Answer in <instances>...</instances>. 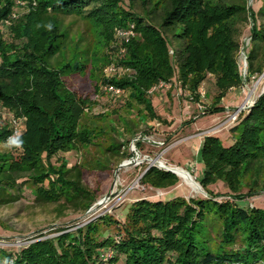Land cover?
Instances as JSON below:
<instances>
[{
  "label": "trees",
  "instance_id": "trees-1",
  "mask_svg": "<svg viewBox=\"0 0 264 264\" xmlns=\"http://www.w3.org/2000/svg\"><path fill=\"white\" fill-rule=\"evenodd\" d=\"M261 1L256 10L249 0H29L27 11L4 34L2 24L17 0H0V102L20 119L25 140L22 152L0 151V204H10L28 191L41 205H71L85 213L97 200L96 191L83 183L81 165L68 167L65 158L54 162L61 152L89 150L97 144L100 132L86 122L95 101L86 88H75L78 75L90 72L97 92L99 83L121 88L122 95H128L123 104L134 116L124 120V129L116 130L107 147L99 149L103 159L95 163L102 170H109L116 159L134 156L122 149L130 141L125 131L135 138L141 124L163 120L155 110L156 93H150L161 81L177 78L198 101L202 85L213 75V102L203 114L225 111V95L245 83L237 56L248 22V72L264 67ZM66 17L93 23L105 46L119 35L117 47L110 55H91L81 41L71 38ZM48 22L54 25L51 32L43 27ZM125 32H133L128 41L120 35ZM64 47L69 54L57 65L53 56ZM112 65L125 73L106 78L103 69ZM97 118L105 114L98 113ZM231 131L235 142L230 146L215 134L206 135L201 144L205 170L200 183L208 197L141 198L133 202L125 220L105 215L76 230L58 228L56 236L40 233L18 251L0 247V260L264 264V208L249 201L264 191V91ZM11 132L9 121L0 117V144ZM135 144L140 149L142 141ZM178 180L175 173L156 166L141 178L143 184L157 188ZM218 182L228 188V199H218L221 194L211 189Z\"/></svg>",
  "mask_w": 264,
  "mask_h": 264
},
{
  "label": "rangeland",
  "instance_id": "rangeland-1",
  "mask_svg": "<svg viewBox=\"0 0 264 264\" xmlns=\"http://www.w3.org/2000/svg\"><path fill=\"white\" fill-rule=\"evenodd\" d=\"M249 4L258 10L262 1L249 0ZM64 20L65 27H70L71 38L81 41L82 46L91 55H110L113 48L117 47L119 35H115L116 40L105 46L98 28L93 23L78 20L76 17H66ZM250 28L251 22L243 26L240 35L241 47L237 56L245 83L241 88L229 91L225 95L222 105L226 110L216 114H203L213 102L215 81L213 75H210L202 85L205 96H201L198 101L182 86L181 81L174 78L169 88L162 89L154 95L155 110L163 120H148L147 124H141L140 132L135 138H131L125 131V139L130 141L122 149L134 156L121 161L114 160L109 170L99 169L95 162L103 159L99 149L102 150L109 145L117 135L116 130L124 129V120L134 117L129 107L123 104L127 101L128 95L112 100L104 83H99V91H96L90 72L75 77L73 79L75 88H86V94L95 101L86 115L88 119L86 122L89 127L95 126L93 128L100 133L96 138L97 144L91 146L89 150L61 152L54 158V162L59 164L65 158L69 161L68 167L81 165L83 183L96 191L97 200L85 213L73 209L71 205L64 206L59 203L41 205L28 191L10 204H0V247L15 252L33 241L40 233L47 234V237L56 236L59 234L58 228L69 226L70 230H76L92 220H100L105 215L125 220L133 202L141 198L167 201L176 197L186 199L208 197V192L200 183L205 170L199 154L204 137L215 134L224 146L233 144L235 133L231 131L232 127L264 91V67L255 73L248 72ZM68 54L67 48L64 47L53 56L54 63L61 64ZM103 73L106 78L113 75L119 77L125 71L118 69L112 73L105 67ZM98 113H104L105 118L98 119ZM235 116L237 119H234ZM137 119L138 117L135 118L136 121ZM192 120L193 122H190ZM139 140L142 141L140 149L135 144ZM0 151L6 150L0 148ZM125 162L131 163L120 167ZM153 164L160 169H164L160 165L164 167L174 165L188 170L202 190L192 188L179 174H176L179 180L171 186L157 188L143 184L141 178ZM211 189L221 194L218 199H228L229 190L222 182L212 185ZM249 201L254 206L264 208V191L250 197ZM103 224L100 226L105 230L107 226ZM112 230L114 231L115 227H112Z\"/></svg>",
  "mask_w": 264,
  "mask_h": 264
},
{
  "label": "built area",
  "instance_id": "built-area-1",
  "mask_svg": "<svg viewBox=\"0 0 264 264\" xmlns=\"http://www.w3.org/2000/svg\"><path fill=\"white\" fill-rule=\"evenodd\" d=\"M33 4L36 5V1H33ZM28 6H29V0H17L16 7L14 8L10 16L4 19V22L2 24V31L4 32V34H8L10 32L13 21L17 19L22 13L26 12ZM130 34H133V32L120 33L122 37L126 38V41H128V36ZM108 71L116 72L117 69L115 66L112 65L108 68ZM170 86H171L170 82L161 81L157 85L151 88L150 93H158L160 92V90L167 89ZM106 89L108 93L114 97V99L121 97V95L123 94L121 88L115 87L113 85L106 86ZM200 93L201 96H205V92L202 90V88L200 89ZM0 117L4 120L9 121L12 129L10 135L13 134L14 131H21L20 119H18L14 114H12L8 110V108L4 106L1 102H0ZM234 119H237V116H235Z\"/></svg>",
  "mask_w": 264,
  "mask_h": 264
},
{
  "label": "clouds",
  "instance_id": "clouds-1",
  "mask_svg": "<svg viewBox=\"0 0 264 264\" xmlns=\"http://www.w3.org/2000/svg\"><path fill=\"white\" fill-rule=\"evenodd\" d=\"M43 27L51 32L54 25L51 22H48L44 24ZM24 144L25 140L23 139V133L21 131H14L13 134L8 136L6 140L0 144V148L7 151L18 150L22 152L24 150ZM0 264H15V258L4 257L0 260Z\"/></svg>",
  "mask_w": 264,
  "mask_h": 264
},
{
  "label": "bare ground",
  "instance_id": "bare-ground-1",
  "mask_svg": "<svg viewBox=\"0 0 264 264\" xmlns=\"http://www.w3.org/2000/svg\"><path fill=\"white\" fill-rule=\"evenodd\" d=\"M170 168L174 169L177 174L180 175L181 178L185 180V182L190 185L195 190H202L200 184L195 180V178L191 175L190 172L185 170L184 168L176 167L174 165H168ZM166 166V167H168Z\"/></svg>",
  "mask_w": 264,
  "mask_h": 264
},
{
  "label": "water",
  "instance_id": "water-1",
  "mask_svg": "<svg viewBox=\"0 0 264 264\" xmlns=\"http://www.w3.org/2000/svg\"><path fill=\"white\" fill-rule=\"evenodd\" d=\"M131 162H125V163H123V164H121L120 165V167H125V166H127V165H129ZM153 166H155L154 164H153ZM160 167L161 168H164V169H166V170H169V171H171V172H173V173H175V174H177V172L174 170V169H172V168H170V167H164V166H161L160 165ZM188 171V170H187ZM189 172V171H188ZM178 175V174H177Z\"/></svg>",
  "mask_w": 264,
  "mask_h": 264
}]
</instances>
